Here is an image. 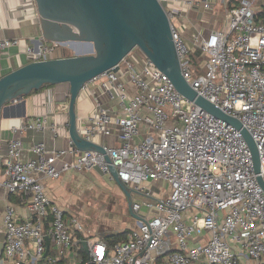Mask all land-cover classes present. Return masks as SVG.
<instances>
[{
    "label": "built area",
    "instance_id": "1",
    "mask_svg": "<svg viewBox=\"0 0 264 264\" xmlns=\"http://www.w3.org/2000/svg\"><path fill=\"white\" fill-rule=\"evenodd\" d=\"M253 1L158 0L182 76L241 123L254 142L259 171L240 129L185 98L143 52L139 63L127 53L116 70L84 81L77 93L76 101L87 98L90 107L76 115V133L98 148H79L65 129L66 147L48 149L43 140H34L26 147L32 156L23 157L25 133L43 130L49 119L46 113L11 119L0 187L17 195L28 214L19 216L12 203L3 211V250L10 264H78L81 240L87 241L82 264H155L157 258L159 264H244L238 253L264 262V189L257 179L264 182V19L255 17ZM217 4L224 7L225 26L192 35L194 48L206 55L198 72L182 32L190 11L214 10ZM22 43L19 37H0V56ZM56 45H29L25 54L30 61L45 60ZM101 94L115 99V111L103 104ZM68 98L67 87L59 109H68ZM112 135L117 144L106 141ZM111 167L129 188L135 222L124 239L107 243L85 235L78 215L51 198L42 180L58 179L67 170H91L115 182ZM151 181L163 182L164 189L151 191ZM202 229L208 238L188 245L187 238ZM236 241L242 252L231 246Z\"/></svg>",
    "mask_w": 264,
    "mask_h": 264
},
{
    "label": "water",
    "instance_id": "2",
    "mask_svg": "<svg viewBox=\"0 0 264 264\" xmlns=\"http://www.w3.org/2000/svg\"><path fill=\"white\" fill-rule=\"evenodd\" d=\"M43 36L56 39L86 40L92 52L73 56L29 61L0 77V121L2 117H23L24 96L43 84L67 83L69 88V136L79 148H98L75 130V103L81 84L107 70L137 47L162 72L185 98L209 113L240 129L253 154L254 171L259 158L252 138L234 117L198 94L181 74L171 38L168 17L158 0H35ZM16 103V111L9 112ZM115 182L129 197L113 167ZM264 189V182L257 176ZM87 248V241L81 240Z\"/></svg>",
    "mask_w": 264,
    "mask_h": 264
},
{
    "label": "crops",
    "instance_id": "3",
    "mask_svg": "<svg viewBox=\"0 0 264 264\" xmlns=\"http://www.w3.org/2000/svg\"><path fill=\"white\" fill-rule=\"evenodd\" d=\"M230 3H235L237 0H228ZM214 10L200 11L199 13L189 12L187 15V29L182 34L189 44L191 52L197 51L192 43V35L196 31H200L204 28V35H206L212 29H218L225 26V14L224 7L217 4ZM253 9L255 11V17L258 19H264V0H254ZM0 37H19L23 39L22 44H15L7 47L0 56V77L7 72L29 62L25 51L26 46H32L37 48L40 44L51 45L57 43L54 48V52L47 54V59L62 58L73 56L76 54H84L92 52V44L86 40H68V39H56L43 36V30L40 25L39 12L37 10L35 0H0ZM77 48L76 51L74 49ZM70 51V53H69ZM79 52V53H77ZM129 57L136 63H139L140 57L143 56L142 52L137 48H133L128 52ZM203 54L199 53V56ZM200 66L203 70V65L206 60V55ZM196 69L198 67L195 66ZM68 87L67 83L48 84L37 91H31L24 96L26 115H33L35 113H46L48 117V123L43 130L27 131L23 136V144L25 149L23 150V157L32 156L31 152L26 149L28 145L34 140H43L48 149H55L59 147H66L68 145L69 136L65 132V129H69V115L68 109L61 110L58 108V104L63 100V92ZM100 98L104 105L111 110L116 109L115 99L111 98L107 94H101ZM90 107V102L87 98L77 100L75 103L76 115L84 114ZM16 111V103L10 108L9 112ZM2 117L0 121V160L5 155L7 141L12 135V131L9 128L11 119ZM56 125V131L54 125ZM114 126V130H116ZM116 132V131H114ZM116 135V133L114 134ZM114 135L109 136L106 139L109 143L117 144L118 139ZM142 135H139L140 138ZM82 177L78 172L73 170L64 171L58 179L43 178L45 184L46 193L53 198L57 203L63 205L66 188L68 185H73L74 181H79ZM128 198V197H127ZM8 203H12L15 207L17 214L24 217L28 214L27 206L21 203L20 198L17 195H10L0 187V260L3 264H10L6 259L3 250L4 232L2 227V214ZM129 208V204H128ZM193 210H188L184 213V221L189 222L190 216ZM134 225V224H133ZM124 233L126 230H123ZM120 232V231H117ZM116 233V232H113ZM124 235V234H123ZM209 232L207 229H202L192 233L188 238V245H197L204 242L208 238ZM125 237V235H124ZM123 237V239H124ZM172 246L175 247L176 243L172 234ZM104 241L105 238L100 236ZM122 240V239H121ZM107 242V241H106ZM108 243V242H107ZM231 246L237 252L242 250L240 242H232ZM242 252V251H241ZM241 262L244 264H264V262H256L252 259H248L242 253H238ZM160 258H157L155 264H159Z\"/></svg>",
    "mask_w": 264,
    "mask_h": 264
},
{
    "label": "rangeland",
    "instance_id": "4",
    "mask_svg": "<svg viewBox=\"0 0 264 264\" xmlns=\"http://www.w3.org/2000/svg\"><path fill=\"white\" fill-rule=\"evenodd\" d=\"M174 23L179 24L180 20L175 18ZM76 50L77 48L74 49ZM187 56L190 64L196 67L205 58L204 54L199 56L191 51ZM79 175L82 177L79 181L67 186L63 206L67 211L78 215L85 235L91 238L104 237L111 232H122L134 224L135 215L128 208V198L116 182L91 170L79 172ZM149 185L153 192L162 191L165 186L163 182L155 181L149 182ZM134 198L142 200V196L138 194H134Z\"/></svg>",
    "mask_w": 264,
    "mask_h": 264
},
{
    "label": "trees",
    "instance_id": "5",
    "mask_svg": "<svg viewBox=\"0 0 264 264\" xmlns=\"http://www.w3.org/2000/svg\"><path fill=\"white\" fill-rule=\"evenodd\" d=\"M197 54H199L200 52L197 50L195 51ZM199 69H202L201 66L198 67V69H196L197 71ZM199 72V71H198ZM49 84V83H48ZM48 84H43L41 87L45 86V85H48ZM40 89V88H39ZM38 89H34L32 91H37ZM124 231L122 232H116V233H109V234H106L104 235V238L105 240L108 242V243H113L115 241H118V240H121L123 239L124 237ZM86 256V252H85V249L82 245L79 246V248L77 249V260H78V264H82V259Z\"/></svg>",
    "mask_w": 264,
    "mask_h": 264
}]
</instances>
